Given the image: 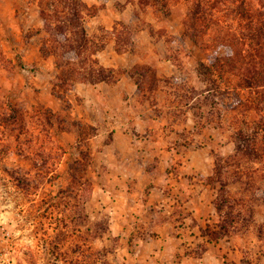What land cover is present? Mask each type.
<instances>
[{
    "label": "rangeland",
    "instance_id": "374dc122",
    "mask_svg": "<svg viewBox=\"0 0 264 264\" xmlns=\"http://www.w3.org/2000/svg\"><path fill=\"white\" fill-rule=\"evenodd\" d=\"M258 26L264 0H0V216L47 218L50 264H264L255 95L200 66Z\"/></svg>",
    "mask_w": 264,
    "mask_h": 264
},
{
    "label": "trees",
    "instance_id": "16d2710c",
    "mask_svg": "<svg viewBox=\"0 0 264 264\" xmlns=\"http://www.w3.org/2000/svg\"><path fill=\"white\" fill-rule=\"evenodd\" d=\"M41 16L45 20L46 30L52 32V16L45 12L43 7L41 8ZM79 17L80 13L77 14L76 12L74 18L78 19ZM184 24L187 28L185 30L186 35L193 41L197 42L198 35L196 32V25L193 24L191 19L184 20ZM69 27L80 30V34L85 36L84 29L77 21L70 22ZM58 28L61 31L60 37L62 40H69L70 37L67 33L65 34L63 26H59ZM70 33L72 35V32ZM214 41L216 46H220L225 50V55L222 57L215 55L213 57L209 56V67H204L203 64H200V66L207 69L210 75L217 72L220 74L219 76L223 78L222 75L230 73L232 75H239L243 78L245 85L243 87L241 86L242 88H240V90L245 88L251 91L255 95V99L247 101L241 99L239 100V104L243 109L251 111L255 115L259 116L258 119H260V121L258 123V129L263 134L262 139L264 142V27H249L246 36H240L231 30H226L217 34ZM200 46L205 50L211 47L208 46V44L201 42ZM245 46H248L249 49L246 50V48H244ZM87 48V43H82L77 48L70 46L68 51H73L75 57H80L82 53H85ZM68 54L70 53H67V55ZM93 63L96 66V69L92 70L91 75L97 74L99 80H106V69L99 66L96 60H94ZM90 81L95 82V80ZM258 133L259 132H256V134ZM242 137L243 136L239 137V142L244 140ZM241 148V146H238L239 152L242 151ZM217 207L218 209H221V206L217 205Z\"/></svg>",
    "mask_w": 264,
    "mask_h": 264
},
{
    "label": "built area",
    "instance_id": "2783aa9c",
    "mask_svg": "<svg viewBox=\"0 0 264 264\" xmlns=\"http://www.w3.org/2000/svg\"><path fill=\"white\" fill-rule=\"evenodd\" d=\"M24 223L30 228L18 227L19 224ZM50 239L51 228L47 218L41 222L22 216L19 219H10L2 214L0 216V264H50Z\"/></svg>",
    "mask_w": 264,
    "mask_h": 264
}]
</instances>
